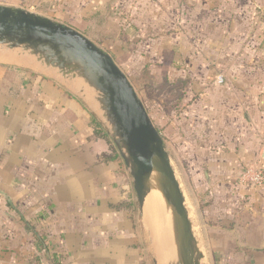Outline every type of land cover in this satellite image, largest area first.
Instances as JSON below:
<instances>
[{"label":"crops","instance_id":"0c3cea01","mask_svg":"<svg viewBox=\"0 0 264 264\" xmlns=\"http://www.w3.org/2000/svg\"><path fill=\"white\" fill-rule=\"evenodd\" d=\"M137 2L28 0L25 4L94 40L102 33L112 39L148 35L145 28L137 31L128 24L124 29L122 22H113L111 12H135ZM194 3L207 5V0ZM208 23L212 22L207 17L205 30L212 33ZM194 32L189 35L195 37ZM183 35L189 37L182 30L175 35L180 47H173L178 56L174 65L189 68L180 59ZM118 49L122 46L113 44L104 50L113 56L120 54ZM0 63V264H147L129 211L135 205L131 176L114 146V150L96 146L100 122L76 93L78 88L50 76L45 67ZM250 70L264 71V65ZM235 71V93L227 84L214 94L211 78L183 110L190 124L188 146H217L206 154L211 185L215 174L224 175L227 183L245 165L264 166V78L247 69ZM259 204L264 211V193ZM243 211L224 213L237 230ZM244 224L246 231L249 225ZM258 231L252 242L247 238L240 244L253 246L252 256L264 260V226Z\"/></svg>","mask_w":264,"mask_h":264},{"label":"rangeland","instance_id":"374dc122","mask_svg":"<svg viewBox=\"0 0 264 264\" xmlns=\"http://www.w3.org/2000/svg\"><path fill=\"white\" fill-rule=\"evenodd\" d=\"M26 1L28 0H0V5L38 14L34 10L35 6L31 8V5L25 4ZM194 1L197 0H138L139 7L134 8L135 12L123 11L121 15L120 12L115 15L111 12V16L115 19L113 22H122L124 29L131 24L129 28L137 27V31L145 28L148 35L137 33L130 38L112 39L108 33H102L100 38L92 41L102 49H108L113 44L122 46V49H118L120 54L116 52L112 57L136 89L170 154L186 200L197 250L202 256L200 264H264L262 257L252 256L253 246L240 244L246 242L247 238L252 242L256 238L254 233L258 234L259 227L264 226V211H260L259 204L264 187L253 184L247 177L243 180L248 169L264 170V166L245 165L227 183L224 175L222 177L215 174L211 185L206 177L211 172L206 154L212 148L216 151L217 146H188L191 144L188 143L190 124L188 118L183 116V110L189 106L190 100L201 93V84L205 80L212 78L213 83L215 82L214 94H220L227 84L229 92L235 93L233 76L237 74V68L247 69L250 74L264 78L263 70H250L264 65V0H207V5L201 6ZM207 17L212 22L211 25L208 23L212 33L205 30ZM136 21L140 23L138 26L134 25ZM195 29L199 31L194 32ZM179 30L188 35L190 32L196 33L195 37L189 35L185 38L183 35L179 41L184 46L181 62L187 61L190 69L184 64L179 68L174 65V59L178 58L174 48L180 47L175 39ZM162 37L165 40L157 43ZM151 39L155 40V45ZM130 44H133L131 48H124ZM3 47L5 46L0 45V50ZM46 70L51 72L50 76L83 92L81 85H76L72 79L63 77L56 70ZM243 73L248 75L246 71ZM227 75L229 79H226ZM221 83L224 85L221 86ZM82 95L92 109H95V104L88 98L89 92ZM94 95L97 96L96 93ZM98 116L103 122L100 121L103 128L107 129L101 114ZM97 140L96 138V146H111V150H114L112 143L104 139ZM150 180L153 192L159 194L163 202L165 218L161 224L156 225L153 231L150 223L143 222L134 192L130 203L136 205L130 208L126 201V207H129L134 216L142 256L146 258L147 264H154L157 234L162 226L168 229L174 215L158 190L154 177L151 176ZM119 188L124 192V186ZM238 208L244 211L241 213L243 223H240L237 230L235 223L227 219L224 213L228 210L234 214ZM244 223L249 225L246 231ZM239 233L242 236L238 237Z\"/></svg>","mask_w":264,"mask_h":264},{"label":"water","instance_id":"95a60500","mask_svg":"<svg viewBox=\"0 0 264 264\" xmlns=\"http://www.w3.org/2000/svg\"><path fill=\"white\" fill-rule=\"evenodd\" d=\"M0 45L29 50L32 61L80 84L83 92L78 89L76 93L82 98V93L89 92L96 110L88 104L90 109L99 122L98 115L103 114L105 130L129 171L141 215L149 194L148 182L156 172L162 194L173 210L175 264H200L202 256L170 154L136 89L112 55L70 26L2 5ZM154 264H159L157 258Z\"/></svg>","mask_w":264,"mask_h":264},{"label":"bare ground","instance_id":"6f19581e","mask_svg":"<svg viewBox=\"0 0 264 264\" xmlns=\"http://www.w3.org/2000/svg\"><path fill=\"white\" fill-rule=\"evenodd\" d=\"M0 53L3 55V56H0V61L4 62V63L17 64V65L21 64V65H27L29 67H34V68L45 67L44 65H41V64L37 63L36 61H32L30 58V54H31L30 51L29 50L27 51L23 48H16L14 50H11L8 46H5L2 48V50H0ZM152 176L155 179V182L158 186V190L162 194L159 175L156 172H154ZM151 181L152 180H149V182H148L149 194H148V196L145 200V203H144V209H143L144 221L143 222H145V224L150 223L151 227L153 228V231H154L155 230L154 228H156V225H160L162 220L165 217L163 218V214H164L163 213L164 208H163V204H162L163 202L160 199V195L153 192ZM162 196H163V194H162ZM163 198H164V196H163ZM164 201L166 202V205H167L168 203L165 200V198H164ZM164 207H165V205H164ZM169 207H170V205H169ZM165 209H167V208H165ZM170 209L172 210L171 207H170ZM166 216H168V214ZM170 221H171V219H170ZM146 226L148 227L149 225H146ZM151 227H148V228L151 229ZM165 227L166 226H162L160 228L159 232L157 231L158 234L156 237L157 238V240H156V243H157V245H156V247H157L156 248V258H157L159 264H175L177 262V250H176V238H175V233H174V219H172L167 230ZM157 228H158V226H157ZM150 231H152V230H150ZM150 234H153V233L150 232ZM154 246H155V244H154Z\"/></svg>","mask_w":264,"mask_h":264},{"label":"built area","instance_id":"2783aa9c","mask_svg":"<svg viewBox=\"0 0 264 264\" xmlns=\"http://www.w3.org/2000/svg\"><path fill=\"white\" fill-rule=\"evenodd\" d=\"M246 177L253 182V184L264 187V170L250 168L245 173L243 180H245Z\"/></svg>","mask_w":264,"mask_h":264},{"label":"trees","instance_id":"16d2710c","mask_svg":"<svg viewBox=\"0 0 264 264\" xmlns=\"http://www.w3.org/2000/svg\"><path fill=\"white\" fill-rule=\"evenodd\" d=\"M97 126H99V128H100L99 130H95V136L97 137V139H104L107 142L112 143V145L115 147L111 137L109 136L108 132L103 128L102 124L99 123V125H97ZM115 149H116L117 157L121 158L116 147H115Z\"/></svg>","mask_w":264,"mask_h":264}]
</instances>
